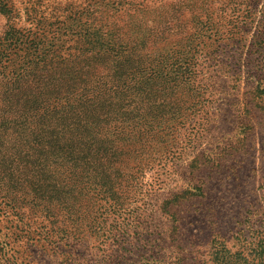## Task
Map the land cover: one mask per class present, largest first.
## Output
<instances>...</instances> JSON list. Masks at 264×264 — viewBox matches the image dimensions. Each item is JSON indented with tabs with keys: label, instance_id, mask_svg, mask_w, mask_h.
I'll list each match as a JSON object with an SVG mask.
<instances>
[{
	"label": "rangeland",
	"instance_id": "374dc122",
	"mask_svg": "<svg viewBox=\"0 0 264 264\" xmlns=\"http://www.w3.org/2000/svg\"><path fill=\"white\" fill-rule=\"evenodd\" d=\"M218 3L0 0V81L22 75L31 64L55 67L89 57L94 61L91 57L99 50L104 59L98 64L106 66L94 76H104L110 88L115 89L119 79L129 90L146 73L157 75L152 98L142 102L134 89L126 92L138 101L133 111L147 112L151 106L177 111L185 119L171 123L168 130L170 116L159 113L160 133L147 142L152 141L155 158L163 157L152 166L142 165L147 171L137 178L139 189L127 193L120 214L90 211L67 222L66 211L60 210L63 224L52 227L45 222L50 229L45 236L40 207H27L25 200L17 217L0 211V264H212L223 245L249 258V228L264 231V56L257 53L254 29L264 0L255 3L248 34L238 45L244 46L240 54L224 43L213 53L218 46L213 30L199 32L197 19L217 11ZM218 31L219 36L227 31L233 35L224 26ZM95 32L100 33L96 42L91 40ZM228 51L231 56L225 55ZM184 63L191 75L186 70L176 76L174 70ZM38 78L45 79L43 74ZM165 79H174L171 88L164 84L167 90L156 96ZM4 92L0 87L1 116L7 112L2 110ZM198 101L200 112L193 114L187 106ZM128 103L122 102L120 112L131 114ZM10 147L0 146V161L31 155L32 147ZM161 161L166 162L158 164ZM16 165L11 163L14 173ZM2 183L0 170L4 194ZM25 184L28 193L30 173Z\"/></svg>",
	"mask_w": 264,
	"mask_h": 264
},
{
	"label": "trees",
	"instance_id": "16d2710c",
	"mask_svg": "<svg viewBox=\"0 0 264 264\" xmlns=\"http://www.w3.org/2000/svg\"><path fill=\"white\" fill-rule=\"evenodd\" d=\"M216 1L219 2L217 11H206L201 19H197L199 32L213 30V44L218 45L213 53L221 49L220 43H224L240 54L244 46L240 48L238 45L244 43V35L248 34L247 22L252 18L255 3L259 0ZM243 25L245 32L240 30ZM220 26L233 32V35H228L227 31L219 36ZM254 29L257 31V53L264 56V5L258 12ZM99 37L100 33L95 32L91 40L96 42ZM228 52L230 54L225 55L231 56L232 52ZM99 53L98 50L91 57L94 61L89 57L85 62H78L76 58L71 65L63 61L55 67L51 63L43 66L31 64L22 75L0 81V87L5 90L1 95L5 103L2 110L7 108L2 116L0 112V146L6 145L10 149V146L21 143L22 147H32L31 155L27 152L15 157V160L6 156L0 161L2 188H5L4 194L0 192V211L17 217V212L23 207L21 204L27 200L25 206L40 207L41 224L46 222L52 227L62 225L64 217L67 222L74 221L77 213L91 211L102 216L103 210L107 214H120L127 193L139 189L137 178L147 171L142 165L152 166L163 157L155 158L152 141H147L154 137L152 135L160 133L162 117L159 113L164 111L151 106L146 108L147 112L133 111L131 107L137 106L138 101L126 93L134 89L142 102L152 98L156 93L154 82L157 75L154 76V72L146 73V78L129 90L121 87L124 82L119 79L116 80L115 89L110 88L103 81L104 76H94L98 69L106 66L98 64L104 59ZM186 70L190 76V66L184 63L174 72L178 76L179 72L184 75ZM40 74L45 77L42 81L38 78ZM92 77L99 80L94 82ZM166 80L162 81L156 96L167 90L164 84L171 88L170 83L174 79ZM174 85L177 87L179 83ZM259 90V86L255 87L254 94ZM122 102H129L127 109L131 114L120 112ZM198 103L194 102L187 109H193V114L200 112ZM163 114L171 117H167L165 122L168 130L172 127L171 123L178 125L181 123L179 120L185 121L184 115L177 111H165ZM114 125L119 126L115 129L112 128ZM13 162L18 166L15 173L11 166ZM28 172L32 188L27 193L25 182ZM192 189L202 197L201 188L195 186ZM16 192L22 193L15 196ZM60 210L66 211L64 217ZM72 213L74 215L70 216ZM47 224L42 226L45 236L50 230ZM249 229V242L245 244H248L249 258L232 253L223 245L222 252L215 254L212 264H264V231L256 226ZM240 236L246 241L243 234Z\"/></svg>",
	"mask_w": 264,
	"mask_h": 264
}]
</instances>
